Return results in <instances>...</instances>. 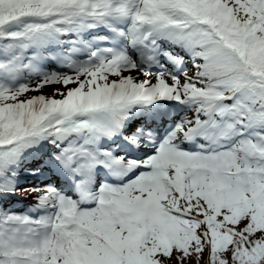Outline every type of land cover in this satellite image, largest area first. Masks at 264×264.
I'll use <instances>...</instances> for the list:
<instances>
[{
  "label": "rangeland",
  "instance_id": "obj_1",
  "mask_svg": "<svg viewBox=\"0 0 264 264\" xmlns=\"http://www.w3.org/2000/svg\"><path fill=\"white\" fill-rule=\"evenodd\" d=\"M230 3L234 4L235 1L231 0ZM232 11L236 14L238 21L247 18L248 15L253 16L252 12L244 14L242 6L234 5ZM204 53L205 55H199L201 59L199 62L203 67L204 73L199 80V86L202 87L207 82H217L218 84L231 83L232 68L224 62V55L220 54L217 50L214 52L208 50ZM260 86L264 88L262 85ZM51 90L48 91V95L51 94ZM65 91L66 89L63 90L61 96H64ZM255 92H250L247 97H249V100L256 107L260 106L259 103L264 107V97L259 91L255 90ZM241 97L244 98L245 95H241ZM90 101L96 102L97 100L91 99ZM165 192L168 193V196L164 198L165 200L174 199L170 191ZM189 201L197 210L204 211V207L199 199H189ZM185 203L187 204V202ZM205 213L206 215H210L212 212H209L207 209ZM258 216L244 220L241 225L232 229L231 232L234 231V234H230L229 236L221 234L219 239L210 245L201 240V244L189 248L187 256L174 251L169 257L164 254L161 256L156 254V257L159 262H164L165 264H210V261H213L214 264H237L238 260H252L253 256H256L254 254L259 255L264 248V215L260 214ZM89 260L91 259L83 255L80 256L77 264H88Z\"/></svg>",
  "mask_w": 264,
  "mask_h": 264
},
{
  "label": "trees",
  "instance_id": "obj_2",
  "mask_svg": "<svg viewBox=\"0 0 264 264\" xmlns=\"http://www.w3.org/2000/svg\"><path fill=\"white\" fill-rule=\"evenodd\" d=\"M8 12V10H1L0 9V20L5 19V14ZM256 69L262 73H264V61H259L257 63ZM36 112V108H30L27 110V112L22 115L20 112H18L17 115V121H12L10 119L4 118L2 114H0V142L3 137H8L13 132L18 131L20 128H23L27 125H30L33 123V121L36 119V115H33ZM215 231V230H213ZM221 234L228 235L224 232ZM229 236V235H228ZM256 256H253L252 260H238L237 264H264V248L262 251L258 254H254ZM210 264H214L213 261H210Z\"/></svg>",
  "mask_w": 264,
  "mask_h": 264
},
{
  "label": "bare ground",
  "instance_id": "obj_3",
  "mask_svg": "<svg viewBox=\"0 0 264 264\" xmlns=\"http://www.w3.org/2000/svg\"><path fill=\"white\" fill-rule=\"evenodd\" d=\"M67 39V41H70V43H72V41L71 40H69V38L67 37L66 38ZM184 66V65H183ZM185 67V66H184ZM175 110V109H174ZM112 117L113 116H109V118L112 120ZM115 124V123H114ZM144 124H148L147 122H144ZM173 137V136H172ZM184 142H185V140H181V145H183V147H186V146H184ZM201 142V141H200ZM187 149H189L188 147H186ZM28 151H30L28 148H25V147H20L19 149H18V153H21V154H24V153H27ZM107 177H108V179L110 178V176L109 175H107ZM28 190V189H27ZM27 199H23V201H26Z\"/></svg>",
  "mask_w": 264,
  "mask_h": 264
}]
</instances>
